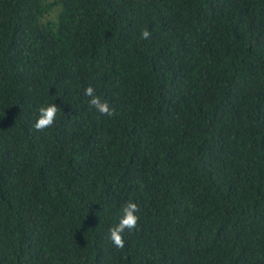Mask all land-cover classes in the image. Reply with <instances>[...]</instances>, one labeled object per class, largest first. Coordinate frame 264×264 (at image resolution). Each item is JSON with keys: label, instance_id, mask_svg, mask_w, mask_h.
Segmentation results:
<instances>
[{"label": "trees", "instance_id": "obj_1", "mask_svg": "<svg viewBox=\"0 0 264 264\" xmlns=\"http://www.w3.org/2000/svg\"><path fill=\"white\" fill-rule=\"evenodd\" d=\"M0 264H264V0H0Z\"/></svg>", "mask_w": 264, "mask_h": 264}, {"label": "clouds", "instance_id": "obj_2", "mask_svg": "<svg viewBox=\"0 0 264 264\" xmlns=\"http://www.w3.org/2000/svg\"><path fill=\"white\" fill-rule=\"evenodd\" d=\"M142 39H150L151 33L145 29L141 33ZM84 95L90 97L89 103L92 108L97 110L101 115H107L113 117L116 115L114 109L109 107L107 102H102L101 99L95 95V89L93 87H88L84 90ZM62 110L56 105L51 104L46 107H41L39 109V117L34 125L35 130L43 132L44 130L54 126L58 113ZM123 215L119 219L117 226L109 229V236L112 244L118 248L123 249L125 247V241L123 238V233L127 231H132L137 228L138 221L140 217L136 214L139 211L138 205L129 201L121 209Z\"/></svg>", "mask_w": 264, "mask_h": 264}, {"label": "rangeland", "instance_id": "obj_3", "mask_svg": "<svg viewBox=\"0 0 264 264\" xmlns=\"http://www.w3.org/2000/svg\"><path fill=\"white\" fill-rule=\"evenodd\" d=\"M52 18H54V16H52Z\"/></svg>", "mask_w": 264, "mask_h": 264}]
</instances>
